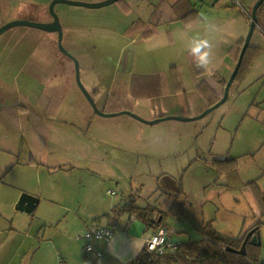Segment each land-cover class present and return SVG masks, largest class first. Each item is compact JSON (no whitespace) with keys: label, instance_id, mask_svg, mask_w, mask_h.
I'll return each instance as SVG.
<instances>
[{"label":"rangeland","instance_id":"rangeland-1","mask_svg":"<svg viewBox=\"0 0 264 264\" xmlns=\"http://www.w3.org/2000/svg\"><path fill=\"white\" fill-rule=\"evenodd\" d=\"M161 1L118 0L99 7L58 3L55 11L62 30L65 23L84 25L99 37L95 42L72 38L70 43L67 28L62 37V45L78 59L84 86L91 94L94 88L100 90L93 97L98 108L103 110L116 72L131 69L133 63L126 93L137 95V115L144 120L157 119H148L142 109L150 93L157 95L153 101H161L157 94L161 90L152 85L146 88L145 84L156 81L161 85L164 70L172 81V93L179 84L172 68L176 65L183 92L177 103L169 105L176 114L164 116L182 119L148 124L124 113L101 115L84 95L75 74L69 86L64 65L70 60L74 70L75 63L61 52L58 43L52 56L46 44L42 42L40 47L39 38H28L42 33L34 27L13 26L0 34V79L4 81L0 82V102L6 95L18 99L11 107L15 115L10 108L0 111V264H47L63 254L60 246L71 248L80 241L86 244L80 236L87 227L82 230L72 223L77 215L80 224L87 220L91 225L94 219L107 224L118 218L120 222L119 217L128 219L129 214L113 217L116 213L112 216L109 206L123 205L129 197L157 206V213L164 214L160 216L170 232L169 239L178 244L212 238L215 230L243 236L250 226L258 224L262 243L247 249L264 260V208L253 191L264 190V48L249 49L245 58L253 62L244 58L241 65L242 74L246 69L243 81L258 78L257 83L241 85L236 80L225 103L200 118L190 119L194 114L189 112V106L194 112L204 101L193 88L196 75L189 66L188 50L196 41L210 44L215 37L232 34L258 0H241L244 8L233 5L232 0H188L197 9V19H179L159 27L154 24L157 34L148 38L128 35L134 29L129 30L131 25L140 33L136 29L140 20L149 24L155 7L164 5ZM50 2L45 1L46 6ZM39 7L36 0H0V21L5 17L7 22L32 19L29 17H36ZM233 39L226 41L224 54H230ZM54 40L58 42V34ZM11 41H16L14 48L8 46ZM33 51L36 57L44 54L42 61L53 70L48 77L42 68L36 74L19 69ZM217 54L223 55L220 50ZM208 69L214 68L208 64L207 73ZM50 97L57 102L51 115L47 109ZM255 100L253 107L250 103ZM226 151L241 155L230 173L236 174V182L238 178L243 182L239 185L228 174L221 178L210 162L228 155ZM25 192L40 198L31 214L16 209ZM240 205L244 215L238 213ZM82 254L90 255L86 250Z\"/></svg>","mask_w":264,"mask_h":264},{"label":"crops","instance_id":"crops-1","mask_svg":"<svg viewBox=\"0 0 264 264\" xmlns=\"http://www.w3.org/2000/svg\"><path fill=\"white\" fill-rule=\"evenodd\" d=\"M36 1H38L39 5H40V7L36 10V13H37L36 17L37 18L35 16L31 15L29 18H32V19H30V20H34L33 18H36V19L39 18V20H41V21L52 20V16H50V14H49V6H46V3H45V1H48V0H36ZM120 1H122L123 3H126L125 0H120ZM186 1H188V0H173L170 3L168 0H162L161 2H163L164 5H160L161 4L160 3L159 5H157L155 7V9L158 6H160L161 11L164 14L173 15L174 13H176L175 10H176V7H178V4H183ZM232 2H233V0H232ZM192 5H193L194 9L197 10L195 5L194 4H192ZM233 5H236V4L233 3ZM166 6L170 7L171 9H169V10L165 9ZM239 7L244 8L243 5L242 6L239 5ZM56 8H57V6H56ZM62 10L64 13H66V11L64 9H62ZM252 10L253 9H251L249 12H246V13L244 12L246 21L242 22V18H241L238 21L239 24L236 27L237 28L236 31H234L232 34L228 33L227 37L226 36H223L221 38L215 37V41L208 44L209 45L208 48L203 49L204 51H207L209 53V63L208 64H209V68L210 67L214 68L213 71L208 69V71H210V72L207 73L208 64L206 66L197 67V65L200 63V59H199L200 54L196 51H193V49L195 47H192L188 50L189 66L192 69L193 73L196 75V85L193 88H195L194 90H197V93L200 95V97L204 101V104L202 106H201V104L198 105L194 112H193L192 107L189 106L190 115L198 114L203 109L210 107V106H213L214 105L213 102H215V100H217L218 98H219V100H221L223 98L227 82L230 79V75L232 74V72L235 70L237 64L239 63V59H240V55H241V52H242V49H243V46L245 43V39H246V37L249 33V30H250ZM154 12H155V10H154ZM154 12H153V15L150 19L149 24H145V21L141 20L144 23L143 29L154 28L155 27L154 24H157V26L159 27L163 23L173 22V21H176L179 19L193 21L194 19L198 18V17H196V15H193V16H187L185 18L177 17V18H174L171 20H167V19H164V17L161 18L158 13L155 14V16H154ZM249 13H250V15H249ZM158 15H159V17H158ZM65 16L66 15H64V17ZM153 17H154V19H156L155 21H152ZM162 19H163V22H161ZM8 20L9 19H6V17H5L4 19H2L0 21V25L4 24ZM158 24H160V25H158ZM64 25L65 26H63V30H65L67 28V30L65 32H67L68 37H70V43L72 41V38L75 39L76 42L83 41V40L95 42V39L99 38L98 36L95 35L96 34L95 30L90 29V28L87 29L84 27V25L78 26L76 24L70 25V24H66V23ZM131 28H132V25L129 27V30ZM78 29H79V31H78ZM38 30L40 32L42 31V33L40 35L31 34L33 37H28V38H33L35 40H36V38H39V42H41L40 47L42 45V42L44 44H46L47 48L51 49V51H49V50L48 51L51 52L52 56H53L55 54L54 45H56V43H58V42H55L54 37L56 38V34H58V33L57 32H47V31H44L41 29H38ZM257 30H259V31H257ZM127 31H128V28H127ZM127 34L128 35L132 34L131 35L132 37H134L135 35L136 36L141 35L139 32H136V31H133V32L131 31L130 33L127 32ZM155 34H157V33H155ZM142 37H144V36H142ZM231 37H234L235 39H233L234 42L231 45L232 47H231L230 52H229L230 54H227V53L224 54L225 43ZM146 38H148V37H146ZM12 40H15V36ZM35 43H36V41H35ZM51 43H53V46L51 45ZM15 45H16V41H15V43H12V41L8 42V46H11L14 48ZM261 47L264 48V2L258 8L257 24H256L255 29L253 31L252 37L250 39V43H249V45H248V47L244 53V56L241 60L238 72H237V74H236V76H235V78H234V80L230 86L228 97L226 100H228V98L230 97L231 87L236 83V80L240 81L241 85H242V83H244V85H246L247 83H254V82L257 83L258 78L248 80L247 82L243 81L245 73H246V69H245L244 73L242 74L241 65H242L243 60L246 57L247 51L249 49L258 50ZM219 50L223 53V55L217 54V52H219ZM36 53H37L36 51H33L32 55H30L21 64L22 68H19V69L22 70V73H24V71L26 69V70H32L36 74V72L37 73L41 72V68H42V72H44L45 76L48 77L51 73H53V70H51V67L49 68V66L47 65V63H45V61H42L44 54L42 53L40 56L36 57V56H34ZM65 55L68 56L67 54H65ZM7 56H9V55H7ZM36 58H37V62H36ZM63 59H64V57L60 56V60L64 61ZM251 59L252 58H250L249 61L246 59V62H249L251 64L253 62V60H251ZM2 60L3 59H0V62ZM13 62L15 63L16 60H14ZM32 62H36V65L30 66ZM2 65H3V63H2ZM9 65H10V63H9ZM40 66H42V67H40ZM64 66H65L64 71L68 72V79H70V82L68 84L70 86L73 84L72 76L74 74H75L74 79L76 78V69L72 70V65H71L70 60H67V62H65ZM170 66H173V65H169V67ZM133 68H134V65L132 63L131 69H119V70H129L130 71L129 84L131 81V76H132L131 71ZM172 68H173V72L175 71V73H176L177 79H179V81H178L179 84H177V86L175 88H173L172 93H171L172 81L170 78L168 79L167 74L164 73V70L162 71L163 73L161 72V74H160L161 75V85H157L156 81L148 82L147 84H145L146 88L149 85H152V86L157 87L158 89L161 90V92L157 93L158 96L161 97V101L160 100L153 101L155 99V97L157 96L156 94L150 93L148 96L145 97V101H147V106L145 108H143L142 110H143V113L145 115H147L148 119L160 118V117H163L164 115H167V114H176L174 111V108L171 107V109H169V105L171 103H177L179 101V99H181L180 93L183 92V86H182V83L180 85V77H179L180 72H179L178 67H176V65H175ZM217 69H221V70L217 71ZM262 74H264V73H262ZM201 75H204V77H203V79L200 80L199 77ZM177 79H176V82H177ZM0 82L4 83V81L1 79H0ZM113 85H114V81H113L112 87H113ZM244 88H247V86ZM234 93H236V91ZM99 94H100V90H98L97 88H94L93 93H92L93 97L96 98L95 95H99ZM127 95L130 98H133V100L135 101L134 106H133V110H132L135 112L136 101H137L138 97H137V95H134L132 93L129 94L128 92H127ZM171 95H173L172 101L170 100ZM0 96H1V94H0ZM256 97H258V95H256ZM184 99L190 105V100H189V97L187 94H185ZM1 100H2V102L0 103L1 104L0 105V111L2 109H4V111H5L6 108H10V110L13 111L11 113V115H15V112L11 107H13L14 105L17 104L18 99H16V97H11V96L6 95L5 101L3 98ZM162 100H164V101H162ZM226 100L223 103H225ZM54 103L57 104L56 99L50 97L49 102H48V106H47V109H48V112L50 115L53 114L55 111V106H54L55 104ZM223 103H221L220 105H222ZM256 103H257V100L252 101L250 104L254 107V104H256ZM121 114H123V113H121ZM124 114H126V113H124ZM194 115L191 118H194ZM196 116L197 115H195V117ZM164 117H167V116H164ZM39 118L42 119L41 117H39ZM136 119H138V118H136ZM165 119H169V118H165ZM186 120H189V119H186ZM138 121L144 122L140 119H138ZM145 123H147V122H145ZM148 124H150V123H148ZM226 154H228L227 151H226ZM239 156H241V155H239ZM239 156L238 155H231V152H229L228 155L217 157L216 159H212L210 162L212 163V165L215 168H217V171H218L220 177L222 178L226 174H228L230 176V173H233L232 170L236 169V167H237L236 158H238ZM31 161H33V159H31L30 162ZM230 177L232 178L233 183H235V184L239 185V183H243L239 178H238V181L236 182V180H237L236 174H234V176H230ZM232 186H234V185H232ZM111 191H113V193H115L114 190H111ZM253 191L255 193L254 197H255L256 201L261 204L259 206L263 209L264 208V190L257 188V189H254ZM113 193H110V194H113ZM128 199L129 198H125V200H128ZM210 201H211L210 199L207 200V202H210ZM137 202H138V200H137ZM238 202H240L239 199H238ZM138 203L140 205L149 204L148 202H146V203L138 202ZM240 207H241V211L238 213L240 215H244V213H242L243 212L242 211L243 210L242 205H240ZM114 209H115V207H112V205L109 206V210L111 212V215L113 216L114 213H116L113 217H119L120 213L115 212ZM226 210H228V209H226ZM254 214H256V213H254ZM98 215H90V217H92V216L96 217ZM119 219H120V222H118V218H115L113 221H111V219H110L107 224L102 223L100 220L96 221V219H94L92 224L89 225L88 224L89 221H87V220H85L82 224H80L81 223L79 221L80 218L77 215V220H73V222H72L73 226L75 225V227H77L79 225V227L81 226L82 230L85 229L86 227H87L86 229H88L91 226H93L94 224H97L98 226H107V227L109 226L113 229V236L109 241L95 240L94 244L92 243V245H93L92 250L86 251V253H88L90 255H84L83 256L82 253H83V251L86 250L87 244H85L84 241H80L79 246H78V244L72 245L71 248H69V246L66 248L60 246L59 250H61V252H63V254L59 253L58 256H62L65 259L66 264H136V258L141 253V251L146 248V238L149 236V234L151 232L158 231L159 228L165 227V226H163V225H161V226L160 225L147 226L146 223L140 217H138L137 214H134V213L129 214L128 219L122 220V217H119ZM75 227L72 229V232H73V230L75 231V229H76ZM254 227H257L259 230L258 224L250 226L247 230L254 228ZM230 232H231V229H230ZM224 235L230 236V237H238V236H231V235L225 234V233H224ZM80 237H84L83 234ZM84 239L86 240V243H87V239L85 237H84ZM204 239H208V238H204ZM96 250H101L103 252V255L100 257L97 254ZM58 256H57V258H58ZM57 258L50 260L47 264H55L57 261Z\"/></svg>","mask_w":264,"mask_h":264},{"label":"trees","instance_id":"trees-1","mask_svg":"<svg viewBox=\"0 0 264 264\" xmlns=\"http://www.w3.org/2000/svg\"><path fill=\"white\" fill-rule=\"evenodd\" d=\"M175 12L176 13L173 15L164 14L161 11L160 6H158L155 9L154 16L158 13L161 18L164 17V19L167 20L177 17L185 18L193 15H196L197 17V10L194 9L193 5L189 1H186L183 4H178ZM153 20L154 17L152 21ZM139 23L140 24L136 27V29L141 31L140 34L142 36L150 37L156 33L157 30L155 28L143 29L144 23L141 20ZM132 28H134L133 31H136L135 25H132ZM129 79V70H118L116 72L114 76V85L111 88L110 93L107 95L103 108L105 112L112 113L123 110H133L135 101L126 93V87ZM218 100L219 98L215 100L213 104L218 102ZM114 210L120 214L125 212L128 214H137V216L140 217L147 226H161L163 220V217L161 216H164V214H161L162 211L157 213V206L150 203L147 205H140L133 197H129L128 200H124V204L115 207ZM215 232L216 233L212 238L208 237V239L200 241L180 243L178 244V248L176 250L166 251L162 254L147 252L145 248L136 258V264H264V260H261L255 254H250L248 249L246 254H240L228 248L229 246L237 249L241 248L246 234L240 237H230L225 236L223 233L216 230ZM252 244L253 243L249 241L247 243V248Z\"/></svg>","mask_w":264,"mask_h":264},{"label":"water","instance_id":"water-1","mask_svg":"<svg viewBox=\"0 0 264 264\" xmlns=\"http://www.w3.org/2000/svg\"><path fill=\"white\" fill-rule=\"evenodd\" d=\"M115 1L118 0H102V1H97V2H86V1H81V0H51L50 4H49V11L50 14L52 16V20L49 21H36V20H30V19H14L11 20L9 22L4 23L3 25L0 26V34L2 32H4L5 30H7L10 27L13 26H18V25H25V26H31L37 29H41L47 32H57L58 33V44L59 47L61 49V51L65 54H67L69 57H71L74 62H75V69H76V80L78 82V85L80 86L81 90L83 91L84 95L86 96V98L88 99V101L91 102L92 106L94 107L95 111L101 115L104 116H112V115H118L120 113H126L129 114L135 118H138L144 122L147 123H155L160 121L161 119H165V118H175V119H182V118H178L176 116H168V117H161V118H157L154 120H144L141 116L137 115L134 111L132 110H123L120 112H112V113H108L105 112L104 110L100 109L97 107L96 102L92 96V94L88 91V89L84 86V84L81 81L80 78V70H79V62L78 59L70 52L68 51L63 45H62V36H63V30H62V25H61V21L59 18L58 13L55 11V6L58 3H65V4H71V5H81V6H88V7H99V6H104L110 3H113ZM264 2V0H258V2L255 4L253 10H252V17H251V24H250V30L249 33L245 39V43L240 55V59H239V63L237 64L234 72L232 73L230 79L227 82L226 88H225V92H224V96L221 100H219L218 102H216L213 106H210L207 108V110H205L204 112H202L199 116H196L194 118H190V119H195V118H200L203 115H205L206 113H208L209 111L213 110L214 108L218 107L221 103H223L227 97H228V93H229V89L230 86L238 72L241 60L244 56V53L250 43V39L252 37L253 31L255 29V26L257 24V11L258 8L262 5V3ZM1 103V102H0ZM1 105V104H0ZM184 119V118H183ZM40 201V198L28 193H22V195L20 196L17 204H16V208L27 212L29 214L33 213V211L36 209L38 203ZM251 242L253 244H261L262 240H261V235L260 232L258 230L257 227L251 228L248 230L245 239L243 241V244L241 246V248L237 249V248H232V247H228L231 250H234L240 254H246L247 253V243Z\"/></svg>","mask_w":264,"mask_h":264},{"label":"built area","instance_id":"built-area-1","mask_svg":"<svg viewBox=\"0 0 264 264\" xmlns=\"http://www.w3.org/2000/svg\"><path fill=\"white\" fill-rule=\"evenodd\" d=\"M236 5H242L241 0H233ZM109 193L113 191L109 190ZM170 232L167 228L161 227L158 231L153 232L146 238V250L147 252L164 253L166 251H174L178 248V243H174L169 239ZM87 239L86 251H90L93 248L92 240L109 241L113 236V229L107 226H98L94 224L88 228L83 235ZM97 254L101 257L103 252L96 250ZM55 264H66L65 259L62 256H58Z\"/></svg>","mask_w":264,"mask_h":264},{"label":"clouds","instance_id":"clouds-1","mask_svg":"<svg viewBox=\"0 0 264 264\" xmlns=\"http://www.w3.org/2000/svg\"><path fill=\"white\" fill-rule=\"evenodd\" d=\"M208 42L206 40L196 41V46L193 51H196L200 54V63L197 67L206 66L209 63V53L203 49L208 48Z\"/></svg>","mask_w":264,"mask_h":264}]
</instances>
